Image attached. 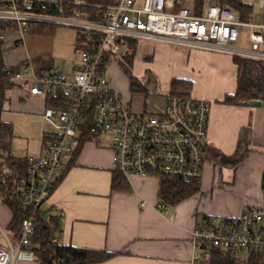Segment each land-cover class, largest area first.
<instances>
[{"label":"built area","instance_id":"obj_1","mask_svg":"<svg viewBox=\"0 0 264 264\" xmlns=\"http://www.w3.org/2000/svg\"><path fill=\"white\" fill-rule=\"evenodd\" d=\"M66 1L77 6L71 15L52 14L47 6ZM2 0L0 20H8L21 36L33 23L63 24L78 30L75 50L81 61L71 71H37L30 60L21 64L15 80L32 95L65 94L58 104L45 106L50 120L43 134L41 152L28 154L27 172L15 180L14 196L31 212L22 220L20 238L0 234V264L34 261L32 238L35 219L48 200L65 161L79 149L86 133L98 139L112 134V168L126 178L200 180L209 146L211 102L170 91L157 113L136 112L107 77L108 66L131 53L140 40L168 43L180 48H201L264 62V0L260 18L251 6L245 18L229 5L207 0L197 11L196 0ZM90 7H94L93 14ZM41 9V10H40ZM245 38L248 48H236ZM16 174L10 171L8 174ZM4 175L0 171V178ZM2 196V193H0ZM165 210L164 204H159ZM56 241V238L53 239ZM191 264H222L218 253L230 255L234 264H264V202L247 207L238 218H212L193 230ZM249 255L248 262L238 259ZM254 256V258H253ZM253 258V259H252Z\"/></svg>","mask_w":264,"mask_h":264},{"label":"crops","instance_id":"obj_2","mask_svg":"<svg viewBox=\"0 0 264 264\" xmlns=\"http://www.w3.org/2000/svg\"><path fill=\"white\" fill-rule=\"evenodd\" d=\"M19 40V45L26 44L27 54L21 64L30 60L37 71L50 68L53 36L27 33ZM169 45L159 42L155 51L138 50L140 66L137 68L134 61L132 70L141 77L151 65L144 61L151 60L164 81L162 91H171L173 78H186L192 81L193 96L211 102L209 146L201 190L176 205H165V210L159 207L157 177L133 175L126 178L129 191H114L111 147L100 146L98 139L86 142L74 158L61 166L57 184L41 212L45 218L57 217L59 243L119 252L91 264H191L193 230L203 215L238 218L245 208L264 202V103L252 106L222 102L238 88L239 69L233 55ZM138 46L140 43L136 51ZM155 70H145L142 78L146 84L156 75ZM115 73L113 84L128 89L129 80L122 69L118 67ZM118 75L121 78L123 75L126 81L121 82ZM17 83L9 94L10 105L16 89L24 100L38 98L22 82ZM141 107L140 102L135 106L137 110ZM42 113L35 116L32 112L29 120L41 124ZM12 149L19 157L41 152L38 144L29 145L26 154L19 153L14 140ZM12 217L10 207L0 199V231L8 230ZM34 261L20 260L17 264H38Z\"/></svg>","mask_w":264,"mask_h":264},{"label":"trees","instance_id":"obj_3","mask_svg":"<svg viewBox=\"0 0 264 264\" xmlns=\"http://www.w3.org/2000/svg\"><path fill=\"white\" fill-rule=\"evenodd\" d=\"M92 3L106 4L108 0H90ZM207 0H196L197 11ZM219 3L229 5L234 8L242 18H245L251 10V6L242 2L241 0H218ZM2 0H0V3ZM66 1H61L57 5L47 6L46 12L60 15H71L77 6L68 5ZM41 10V9H40ZM90 11L95 18L94 13L96 9L90 7ZM11 29V23L8 20H0V171L4 177L0 178V199L8 204L12 210L13 217L11 223L8 225V231L12 234L14 240L20 238V229L22 220L31 212L22 202L14 196L12 186L15 180L20 179L28 169L27 160L25 157L15 156L13 154L12 144L16 137L14 125L5 121L2 116L5 110V105L10 99L9 91L18 83L15 80V73L20 69L21 65L10 66L7 65L4 58L6 48L4 47V40L1 36V31ZM55 31V25L44 23H33L29 26V33L51 35ZM20 41V40H19ZM135 40H131L134 50L131 53L119 57L116 63L122 69L125 76L129 80V89L134 93H148L145 84L133 73V64L136 56L137 45ZM235 62L238 64V88L235 94H229L222 100L224 103L241 104L250 103L251 100H262L264 103V62L248 59L244 57L234 56ZM192 89V81L186 78H173L171 81V91L181 94H190ZM65 98V94L48 96L45 99V106H52L58 104L59 100ZM133 106L136 112L143 110L147 111V104L145 99L140 102L141 110H137L133 104L132 99H127ZM94 139V135L86 133L81 145L75 155L81 150L82 146ZM71 159V158H70ZM205 167V166H204ZM10 171H16V174H8ZM160 180V188L158 192V199L164 205H176L200 192L201 179L180 181L170 178H158ZM57 184V183H56ZM55 184V186H56ZM54 186V188H55ZM53 188V189H54ZM264 191V176L262 182ZM112 189L114 191H129L131 189L127 179L122 174L114 171L112 179ZM53 191V190H52ZM212 216L203 215L197 222L196 226L203 222L211 220ZM227 219V218H226ZM59 230L58 219L55 216L45 218L42 212H38L35 219V234L32 238V249L35 253L36 259L34 262L38 264H91L105 261L119 252L109 251L107 249H94L86 247H77L71 244L59 243L56 234ZM56 238V241L53 239ZM220 257V261H227V264H234L231 256L224 255L221 251H215ZM254 258V256H253ZM252 258V259H253ZM256 259L252 260L251 264H262ZM250 264V263H249Z\"/></svg>","mask_w":264,"mask_h":264},{"label":"rangeland","instance_id":"obj_4","mask_svg":"<svg viewBox=\"0 0 264 264\" xmlns=\"http://www.w3.org/2000/svg\"><path fill=\"white\" fill-rule=\"evenodd\" d=\"M242 2L248 3L253 8L254 16H256V20L260 18V5L259 0H241ZM142 2L139 0L136 3V6H141ZM4 40V47L6 51L4 53L5 62L10 66H18L21 65V62L27 58L26 44H20L19 38L21 35L16 32L14 29H5L1 31ZM53 36V45L51 46L50 51V68H44L39 71H47L50 69L53 70H61V71H70L73 69L72 65L77 64L81 61V56L76 52L75 47L78 39V30L69 25L57 24L55 25V31L51 34ZM157 44L159 42L153 41H145L140 40V46L136 51L135 56V64H137V68H139L140 63L138 61V50L141 48H145L148 52L152 50H157ZM166 44V43H165ZM167 45H169L167 43ZM23 46V47H22ZM171 45H169L170 47ZM236 48L246 49L248 48V43L245 38H240L239 41L235 45ZM138 61V62H137ZM143 65V61L141 62ZM144 63L147 65L146 69L152 68L155 70V62H151V60H145ZM72 68V69H71ZM116 69H118V65L116 63H111L108 66L107 77L111 79H116ZM145 69V70H146ZM143 71V74L140 78L144 77L146 71ZM156 75L152 76V80L147 84L145 83L146 79H140L146 86L147 92L144 93H134L127 89H122L118 86L126 97H130L133 101V104L136 106L139 102H142L145 99L147 104V112L149 113H157L159 112L167 101L168 92L167 90L162 91L161 88L164 85V81L161 77H159L158 72L155 70ZM149 73V72H148ZM115 75V76H114ZM119 76V75H118ZM137 76V75H136ZM121 77L119 76V79ZM123 78V80H122ZM121 82L126 81L125 77L122 75ZM11 91V90H10ZM10 91L8 92L10 94ZM10 97V95H8ZM37 99L34 100H24L21 92L16 89L12 92V101L7 102L5 105L6 110L3 112V116L10 121L14 125L15 133L17 137L14 139L15 148L19 153L26 154L27 147L37 146L38 144L42 146L43 143V134L48 124H50V120L46 119L43 115H41L40 123L36 121L33 123L30 121V115L32 112L35 113V116H38L39 113L43 112L45 109V97L43 95L37 96ZM224 103V102H223ZM10 105V106H9ZM42 125V126H41ZM112 134H103L99 137V145L105 148H110L112 146ZM14 147V146H13ZM29 149V148H28ZM30 152V150H29ZM31 153V152H30ZM39 153V152H37ZM36 152L31 154H37ZM45 204V203H44ZM43 206V205H42ZM41 206V209H42ZM8 235L14 240L12 234L7 230ZM0 241L6 244V239L3 235L0 236ZM248 254H242L238 257V259L242 262L249 261ZM222 264H227V261H223Z\"/></svg>","mask_w":264,"mask_h":264},{"label":"water","instance_id":"obj_5","mask_svg":"<svg viewBox=\"0 0 264 264\" xmlns=\"http://www.w3.org/2000/svg\"><path fill=\"white\" fill-rule=\"evenodd\" d=\"M263 104L262 100H251L250 105L252 106H261Z\"/></svg>","mask_w":264,"mask_h":264}]
</instances>
